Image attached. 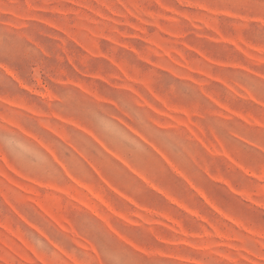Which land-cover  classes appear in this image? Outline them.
<instances>
[{"label": "rangeland", "instance_id": "374dc122", "mask_svg": "<svg viewBox=\"0 0 264 264\" xmlns=\"http://www.w3.org/2000/svg\"><path fill=\"white\" fill-rule=\"evenodd\" d=\"M0 264H264V0H0Z\"/></svg>", "mask_w": 264, "mask_h": 264}]
</instances>
